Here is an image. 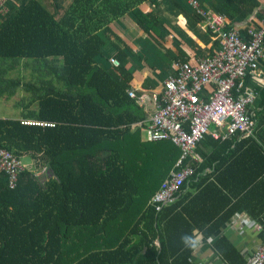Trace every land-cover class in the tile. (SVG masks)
Wrapping results in <instances>:
<instances>
[{"label":"trees","instance_id":"trees-1","mask_svg":"<svg viewBox=\"0 0 264 264\" xmlns=\"http://www.w3.org/2000/svg\"><path fill=\"white\" fill-rule=\"evenodd\" d=\"M69 1L62 8L52 0L51 12L43 0H21L13 13L6 3L9 16L0 25V63H8L0 69V98L8 97L3 95L4 85L19 86V81H6L5 76L19 62L48 65L62 83L34 88L37 94L22 116L0 118V149L20 163L22 157L31 161L30 167L18 172L14 187L0 171V264H192L190 220L195 222L191 215L196 196L188 194L159 211L149 204L178 159L179 149L169 141L147 146L156 147L165 159L161 156L152 163L153 152L145 155L144 163L149 165L145 184H134L133 176L124 170L125 153L118 149L127 145L130 126L147 119L128 91L136 97L158 95L150 71L160 67L145 64L134 71L128 56L136 49L130 42L136 38L150 42L167 65L187 63L182 53L178 56L179 45L174 47L175 59L166 58L159 21L164 9L157 0ZM195 1L203 7L197 0H188L189 7ZM165 2L171 10L179 8L175 0ZM259 2L223 0L213 10L226 15V29L245 36L258 24L249 15L264 17ZM183 14L189 23L202 21L207 29L200 14ZM33 103L37 108L29 109ZM198 173L195 169L189 180ZM128 221L133 226L125 237L110 227ZM222 223L212 224L209 232ZM87 228H94L95 235L104 233L96 250L91 243L89 249L84 247L91 241L85 235ZM174 229L185 231L174 234ZM183 237L189 238L188 244ZM224 241L215 242L218 253L229 264H241L230 245H222Z\"/></svg>","mask_w":264,"mask_h":264},{"label":"crops","instance_id":"crops-1","mask_svg":"<svg viewBox=\"0 0 264 264\" xmlns=\"http://www.w3.org/2000/svg\"><path fill=\"white\" fill-rule=\"evenodd\" d=\"M175 1L179 8L171 10L165 4V0H157L160 7L164 9L159 21L165 39L166 58L172 61L175 59L177 56L175 45L180 46L178 56L182 53V58L187 59L186 62L189 64L213 55L217 46L213 35L205 28L202 21L198 23L193 19L192 23L187 21L183 12L191 17L195 14L193 8L189 7L188 0ZM197 1L202 4L204 9L214 11L213 7L219 5L223 0ZM17 2L18 0L11 1L12 4H16L18 9L21 0L19 3ZM69 3V0H58V4L62 8L67 7ZM259 3L264 5V0H260ZM61 11L63 10L61 9ZM249 16L254 21H260L258 16L254 17L252 14ZM130 46L136 49L134 55L128 56L129 65L134 71H141L145 64L150 67L153 65L160 67L159 69L151 68L150 71V75L153 77L152 84L158 90V95L143 93L141 94L143 100L139 101V105L148 118L154 105L159 103L163 81L168 76L175 74V68L172 64L167 65L162 62L153 49V45L148 41L136 38L130 42ZM131 88L136 89L135 87ZM244 89H253L258 93L255 109H253L256 120L254 137L238 136L234 138L233 135L225 140H215L211 135H209L210 137L205 136L195 149L199 157V162L195 166V169L199 171L198 176L185 182L178 195H175V201L173 200L178 202L188 194L192 197L196 196L191 215L195 222L190 220L194 233L190 257L192 264H229L214 246L220 238L225 240L222 243L223 246L229 244L230 248L234 250L237 262L241 261V264H244L246 258L262 241V233L255 231L253 224L264 226V59L260 62L256 73L246 77ZM138 93L139 91L136 92V94ZM211 129L215 130V127L212 126ZM136 131L130 128L126 140L127 145L123 149L121 147L118 149L125 153L128 162L124 170L133 176L134 184L136 181L145 184L147 181L149 183V165L148 162L144 163L145 155L147 153L150 155L153 152L151 160L154 163L156 160H160L161 156L165 159V154L161 155L156 147H147L151 142L146 140L142 130ZM135 158H137L136 161ZM131 159H133L132 164H130ZM253 183L255 184L253 185ZM251 184L252 186L247 189ZM203 190L204 193L200 196L199 192ZM222 221L223 223L216 230L209 232L212 224ZM116 223H112L110 227L121 231L123 236L129 234L133 226V223H129V221L121 225ZM184 231V229H174V234L184 233ZM93 232H95L94 228L91 230L87 228L85 235L91 241L84 245L86 249H89L91 243L92 250H96L95 246L104 234L98 232V235H95L96 233ZM155 242L158 244L157 241ZM144 250L146 248H143Z\"/></svg>","mask_w":264,"mask_h":264},{"label":"built area","instance_id":"built-area-1","mask_svg":"<svg viewBox=\"0 0 264 264\" xmlns=\"http://www.w3.org/2000/svg\"><path fill=\"white\" fill-rule=\"evenodd\" d=\"M4 1L0 0V6ZM191 6L204 17L217 43L214 54L194 64H175V74L163 81L159 103L146 120L130 126L133 130L141 129L148 142L169 141L180 150L174 166L149 202L156 211L170 204L194 174L199 162L195 148L205 134L215 140H225L236 133L240 137H254L253 109L258 93L244 89V80L256 73L264 59V17L243 36L226 29L224 15L199 7L196 1ZM128 94L138 104L143 100L133 91ZM0 164L11 173L18 167L5 153L0 154ZM253 225L255 231L262 233V241L244 264H264V231L260 225Z\"/></svg>","mask_w":264,"mask_h":264},{"label":"rangeland","instance_id":"rangeland-1","mask_svg":"<svg viewBox=\"0 0 264 264\" xmlns=\"http://www.w3.org/2000/svg\"><path fill=\"white\" fill-rule=\"evenodd\" d=\"M13 1V0H12ZM18 0L17 3H19ZM44 4H47L49 11H52V0H43ZM6 3H8L10 8L9 13H13L17 6L16 4H12L9 0H5L3 3L4 14L0 15V25L4 20L8 19L9 15H5L7 12ZM213 13L221 14L226 16L225 14L213 11ZM8 63L1 64L0 69L6 68ZM47 68L49 66L47 65ZM47 68H41L38 65H33L31 61H28L27 66H25L24 62H19L18 65L11 68L6 72V81H19V86L13 89L3 86V95L8 96L6 98H0V117L17 119L25 113V107L29 104L31 97H35L37 92L34 88H39L42 85H48L50 82L57 87L62 85L61 82L57 81L53 76V73L50 72ZM2 71V70H1ZM33 87V88H31ZM2 88H0L1 90ZM37 108V103H33L29 109ZM31 164V161L28 157H22L21 163L19 164L21 167H28ZM30 167V166H29ZM37 169V166H36Z\"/></svg>","mask_w":264,"mask_h":264},{"label":"bare ground","instance_id":"bare-ground-1","mask_svg":"<svg viewBox=\"0 0 264 264\" xmlns=\"http://www.w3.org/2000/svg\"><path fill=\"white\" fill-rule=\"evenodd\" d=\"M4 7H3V4H1L0 6V15H3L4 14ZM145 108V107H144ZM259 112V111H258ZM256 121V120H255ZM26 124H36L38 126H52V124L50 123H41V122H25ZM41 124V125H40ZM8 154L10 156V161L12 159H14L17 163H18V167L17 168H14V173H11V171L7 168H5L4 166H2L0 164V171H3L4 173H6V175L8 176V184L10 185V187H14L15 185V182H16V179L18 177V172H20V170L22 169V167L19 165L20 164V161H18L11 153H9L8 151L6 150H3V149H0V154ZM175 201V200H174ZM146 211V210H144ZM169 215V214H168ZM143 217V216H142ZM143 219V218H142ZM162 224V223H161ZM158 225V224H157ZM135 226V225H134ZM143 226V224H142ZM149 227V226H148ZM158 228V227H157ZM134 232V231H133ZM140 232V231H139ZM147 232V231H146ZM130 233V232H129ZM131 234V233H130ZM125 237V236H124ZM188 244V243H187ZM137 247V246H136ZM134 247H132L133 249ZM176 255V254H175Z\"/></svg>","mask_w":264,"mask_h":264},{"label":"clouds","instance_id":"clouds-1","mask_svg":"<svg viewBox=\"0 0 264 264\" xmlns=\"http://www.w3.org/2000/svg\"><path fill=\"white\" fill-rule=\"evenodd\" d=\"M259 23V22H258ZM258 25V24H257ZM255 28V27H254ZM263 46H264V43H263ZM183 242L184 243H188L189 242V238L188 237H183L182 238ZM155 243V242H154ZM155 245H157V243H155Z\"/></svg>","mask_w":264,"mask_h":264}]
</instances>
